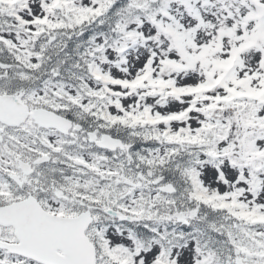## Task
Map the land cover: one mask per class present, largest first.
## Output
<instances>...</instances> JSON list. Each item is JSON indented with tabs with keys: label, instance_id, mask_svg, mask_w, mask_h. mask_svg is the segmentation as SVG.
<instances>
[{
	"label": "snow or ice",
	"instance_id": "obj_1",
	"mask_svg": "<svg viewBox=\"0 0 264 264\" xmlns=\"http://www.w3.org/2000/svg\"><path fill=\"white\" fill-rule=\"evenodd\" d=\"M0 264H264V0H0Z\"/></svg>",
	"mask_w": 264,
	"mask_h": 264
}]
</instances>
